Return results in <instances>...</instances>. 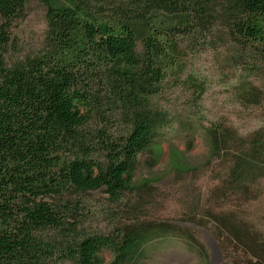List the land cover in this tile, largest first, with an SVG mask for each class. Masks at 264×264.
Masks as SVG:
<instances>
[{"label": "trees", "instance_id": "trees-1", "mask_svg": "<svg viewBox=\"0 0 264 264\" xmlns=\"http://www.w3.org/2000/svg\"><path fill=\"white\" fill-rule=\"evenodd\" d=\"M31 1L0 0V264H150L153 243L194 241L182 225L207 229L203 220L91 232L86 197L103 190L121 202L139 189L141 155L152 152L156 164L173 126L157 100L169 84L189 87L196 100L206 92L205 79H183V43L227 49L235 93L264 103V0H39L48 10L45 45L11 60L13 27ZM204 134L210 160H229L214 194L250 200L264 179V123L244 135L214 122ZM171 166L194 170L179 151ZM226 214L218 222L236 250L221 248L223 264H264L263 233Z\"/></svg>", "mask_w": 264, "mask_h": 264}, {"label": "rangeland", "instance_id": "rangeland-1", "mask_svg": "<svg viewBox=\"0 0 264 264\" xmlns=\"http://www.w3.org/2000/svg\"><path fill=\"white\" fill-rule=\"evenodd\" d=\"M47 7L39 0H32L26 16L15 23L10 59L15 60L39 52L45 45L48 27ZM185 70L183 79L196 83L207 81L206 92L196 100L194 90L187 86H167L158 103L171 113L173 126L161 141L162 155L154 163V154L141 155L136 172L138 190L128 194L123 201L113 202L103 190L87 195L94 215L87 222L91 232H112L117 226L139 222H164L175 224L190 219L203 220L208 228L184 223L193 231L194 241L180 236H169L153 243L150 264H203L208 253L210 262L223 264L226 253L236 248L228 228L219 223L220 216L240 221L264 235V179L248 201L230 202L216 188L226 177L228 159L210 160V144L204 128L214 122L249 134L263 126L264 103L255 105L241 100L234 91L233 77L236 66L229 60L227 49H187L181 47ZM173 151H179L189 167L194 170L178 173L171 166ZM146 180L151 184L144 186ZM210 210L211 213L207 211ZM216 236L223 240L224 245ZM108 260L110 253L105 254ZM245 264L248 263L244 259Z\"/></svg>", "mask_w": 264, "mask_h": 264}, {"label": "water", "instance_id": "water-1", "mask_svg": "<svg viewBox=\"0 0 264 264\" xmlns=\"http://www.w3.org/2000/svg\"><path fill=\"white\" fill-rule=\"evenodd\" d=\"M211 264H214V260L213 259H211V262H210Z\"/></svg>", "mask_w": 264, "mask_h": 264}]
</instances>
